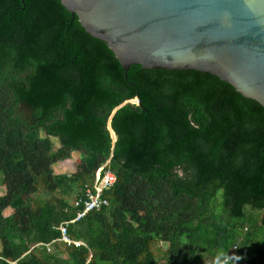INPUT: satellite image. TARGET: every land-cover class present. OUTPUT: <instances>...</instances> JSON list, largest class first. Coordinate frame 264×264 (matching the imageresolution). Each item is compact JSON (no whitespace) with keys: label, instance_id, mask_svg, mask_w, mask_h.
I'll use <instances>...</instances> for the list:
<instances>
[{"label":"trees","instance_id":"1","mask_svg":"<svg viewBox=\"0 0 264 264\" xmlns=\"http://www.w3.org/2000/svg\"><path fill=\"white\" fill-rule=\"evenodd\" d=\"M0 175V264H264V109L194 70L124 77L60 0H0Z\"/></svg>","mask_w":264,"mask_h":264},{"label":"water","instance_id":"2","mask_svg":"<svg viewBox=\"0 0 264 264\" xmlns=\"http://www.w3.org/2000/svg\"><path fill=\"white\" fill-rule=\"evenodd\" d=\"M60 3L88 35L106 44L124 77L133 65L194 70L217 77L264 109V0Z\"/></svg>","mask_w":264,"mask_h":264},{"label":"built area","instance_id":"3","mask_svg":"<svg viewBox=\"0 0 264 264\" xmlns=\"http://www.w3.org/2000/svg\"><path fill=\"white\" fill-rule=\"evenodd\" d=\"M115 183V176L110 171H105L104 167H101L95 171L94 181L92 188H85L83 197L77 200L74 203V206L79 209L76 214V217L69 221L61 223L57 230L60 233V241L65 243L66 245H82L78 242H73L70 240L67 234V229L70 224H74L84 219L86 215L99 212L102 208L108 206L107 200L103 198V194L105 191L109 190L113 184ZM236 246L233 247V250L236 251ZM49 251V250H48ZM228 259H225L227 262Z\"/></svg>","mask_w":264,"mask_h":264},{"label":"rangeland","instance_id":"4","mask_svg":"<svg viewBox=\"0 0 264 264\" xmlns=\"http://www.w3.org/2000/svg\"><path fill=\"white\" fill-rule=\"evenodd\" d=\"M136 100H133L132 102H135ZM75 170V160H67L65 162H61L58 165L55 166L54 168V173L59 174V173H72ZM2 179V176L0 175V181ZM3 188L0 186V195L3 192ZM220 201H221V192H219L216 196L215 202H214V212H219L220 209ZM10 212H7L9 214ZM158 264H162L159 262Z\"/></svg>","mask_w":264,"mask_h":264}]
</instances>
